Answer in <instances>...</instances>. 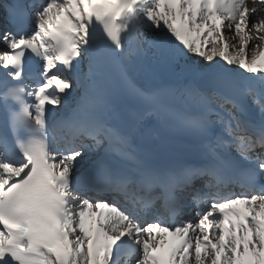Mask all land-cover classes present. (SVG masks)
I'll return each instance as SVG.
<instances>
[{
  "label": "snow or ice",
  "instance_id": "obj_1",
  "mask_svg": "<svg viewBox=\"0 0 264 264\" xmlns=\"http://www.w3.org/2000/svg\"><path fill=\"white\" fill-rule=\"evenodd\" d=\"M0 264H264V0H0Z\"/></svg>",
  "mask_w": 264,
  "mask_h": 264
},
{
  "label": "bare ground",
  "instance_id": "obj_2",
  "mask_svg": "<svg viewBox=\"0 0 264 264\" xmlns=\"http://www.w3.org/2000/svg\"><path fill=\"white\" fill-rule=\"evenodd\" d=\"M225 35L228 37L227 43L231 45H236L239 47L238 38H233V33L231 32H225ZM232 51H235V49H232Z\"/></svg>",
  "mask_w": 264,
  "mask_h": 264
}]
</instances>
